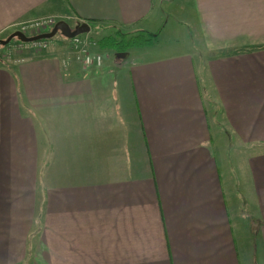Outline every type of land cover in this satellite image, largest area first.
Returning a JSON list of instances; mask_svg holds the SVG:
<instances>
[{
  "label": "crops",
  "instance_id": "1",
  "mask_svg": "<svg viewBox=\"0 0 264 264\" xmlns=\"http://www.w3.org/2000/svg\"><path fill=\"white\" fill-rule=\"evenodd\" d=\"M168 1L0 0V40L46 17L155 34ZM192 6L196 52H0V264H264V0Z\"/></svg>",
  "mask_w": 264,
  "mask_h": 264
},
{
  "label": "rangeland",
  "instance_id": "2",
  "mask_svg": "<svg viewBox=\"0 0 264 264\" xmlns=\"http://www.w3.org/2000/svg\"><path fill=\"white\" fill-rule=\"evenodd\" d=\"M160 13L163 17V26H161V29L158 30V32H155L154 34V36L158 35V38L153 41V44L150 43L145 47L134 49L132 51L133 58L137 56V53L144 54V52H152L148 51L150 49L162 51L164 50L166 52H169L171 50H178L175 48L179 46H182L181 49H184L186 47H192L194 48V52H196L198 46L195 44V42H193V39L190 36L191 29L186 26L187 24L191 25L194 18L192 0H170L164 6L159 7V14ZM66 22L69 24V19H66ZM71 26L74 27L72 23ZM113 33H115V30L113 28H109L105 32L101 31V35H95L96 31L93 30L90 34H86L84 36L90 35L91 38H89V40L97 44L103 37H108ZM4 39L7 38L4 37ZM16 41L18 40H13V42ZM49 41H51V43H58L60 41H63L67 43V47H69V50L71 51V47L69 45L70 41L62 37L61 34H58L55 38ZM3 49L4 47H0V52ZM108 53L111 54L110 58H113L114 60L115 58L113 56V53L111 52H102V55L106 56ZM107 60L108 59H105V61ZM253 260V264H256L255 256H253Z\"/></svg>",
  "mask_w": 264,
  "mask_h": 264
},
{
  "label": "built area",
  "instance_id": "3",
  "mask_svg": "<svg viewBox=\"0 0 264 264\" xmlns=\"http://www.w3.org/2000/svg\"><path fill=\"white\" fill-rule=\"evenodd\" d=\"M65 19L66 18L62 17H46L31 22L16 24L14 33L20 32L28 38L36 37L52 31V29L60 21L66 22ZM69 41L71 51L69 53V56H67L63 61L65 67L71 66L73 64H79L86 68H102L105 59H109L111 57L110 54L104 56L102 55V53L92 52V48L97 47V44L90 41L84 35L76 37ZM51 44L52 43L49 40L37 41L30 44L23 43L20 40L16 42L12 41L8 46L4 48V58L8 62L19 64L24 62V59L22 58L24 52L28 50H31L33 52H41L49 48Z\"/></svg>",
  "mask_w": 264,
  "mask_h": 264
},
{
  "label": "trees",
  "instance_id": "4",
  "mask_svg": "<svg viewBox=\"0 0 264 264\" xmlns=\"http://www.w3.org/2000/svg\"><path fill=\"white\" fill-rule=\"evenodd\" d=\"M157 38L158 35L154 36V34L144 31L136 32L134 34L117 31L108 37L102 38L98 42V46L102 52H111L117 55L127 53L131 49L145 47L150 43L153 44V41Z\"/></svg>",
  "mask_w": 264,
  "mask_h": 264
},
{
  "label": "water",
  "instance_id": "5",
  "mask_svg": "<svg viewBox=\"0 0 264 264\" xmlns=\"http://www.w3.org/2000/svg\"><path fill=\"white\" fill-rule=\"evenodd\" d=\"M90 33H91V27L87 23H82L75 27H72L67 22L60 21L58 24H56V26L52 29V31L45 33V34H41L36 37L28 38L24 34L20 32H16L12 34L6 40H0V47L8 46L15 39L20 40L23 43L30 44V43H34V42L42 41V40H51L55 38L58 34H61L62 37H64L65 39L72 40L76 37L83 36V35L90 34ZM126 56H127V53L116 55L117 58H125Z\"/></svg>",
  "mask_w": 264,
  "mask_h": 264
},
{
  "label": "flooded vegetation",
  "instance_id": "6",
  "mask_svg": "<svg viewBox=\"0 0 264 264\" xmlns=\"http://www.w3.org/2000/svg\"><path fill=\"white\" fill-rule=\"evenodd\" d=\"M9 38V37H8ZM3 40H6V39H3Z\"/></svg>",
  "mask_w": 264,
  "mask_h": 264
}]
</instances>
